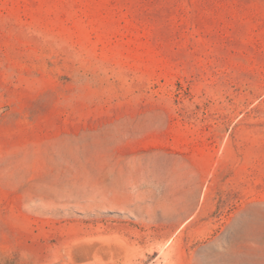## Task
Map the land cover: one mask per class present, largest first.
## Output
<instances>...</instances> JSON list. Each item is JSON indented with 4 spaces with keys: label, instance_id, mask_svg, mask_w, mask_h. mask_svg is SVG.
I'll return each mask as SVG.
<instances>
[{
    "label": "rangeland",
    "instance_id": "1",
    "mask_svg": "<svg viewBox=\"0 0 264 264\" xmlns=\"http://www.w3.org/2000/svg\"><path fill=\"white\" fill-rule=\"evenodd\" d=\"M0 264H264V0H0Z\"/></svg>",
    "mask_w": 264,
    "mask_h": 264
}]
</instances>
